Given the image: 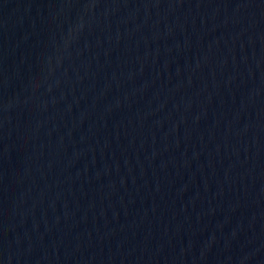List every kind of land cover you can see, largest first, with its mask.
Listing matches in <instances>:
<instances>
[{
	"label": "water",
	"instance_id": "water-1",
	"mask_svg": "<svg viewBox=\"0 0 264 264\" xmlns=\"http://www.w3.org/2000/svg\"><path fill=\"white\" fill-rule=\"evenodd\" d=\"M0 264H264V0H0Z\"/></svg>",
	"mask_w": 264,
	"mask_h": 264
}]
</instances>
